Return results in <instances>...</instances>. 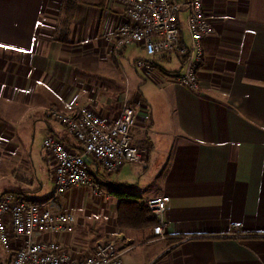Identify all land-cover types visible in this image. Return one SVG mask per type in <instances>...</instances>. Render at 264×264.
<instances>
[{
	"label": "crops",
	"instance_id": "0c3cea01",
	"mask_svg": "<svg viewBox=\"0 0 264 264\" xmlns=\"http://www.w3.org/2000/svg\"><path fill=\"white\" fill-rule=\"evenodd\" d=\"M204 6L215 31L202 41L195 91L178 80L179 50L148 57L134 42L115 60V32L127 20L119 0H0V177L11 183L1 194L41 201L53 193L46 136L80 152L51 108L76 113L86 106L114 122L126 98L135 144L147 151L116 171L105 194L76 186L61 197L75 229L46 237L75 257L113 240L123 264H264V0ZM186 17L180 11L182 45L189 44ZM137 59L151 68L135 67ZM120 61L132 71L129 84ZM89 163L99 184L100 165L92 157ZM117 188L140 203L169 196L167 237L153 226L120 228Z\"/></svg>",
	"mask_w": 264,
	"mask_h": 264
},
{
	"label": "built area",
	"instance_id": "2783aa9c",
	"mask_svg": "<svg viewBox=\"0 0 264 264\" xmlns=\"http://www.w3.org/2000/svg\"><path fill=\"white\" fill-rule=\"evenodd\" d=\"M127 20L115 32L113 55L118 61L123 48L141 43L148 57L179 50L187 54L178 80L192 90H199V71L204 58L202 41L214 33V24L206 12L204 0H119ZM186 10L189 44L182 45L180 11ZM135 67L150 69L145 59H137ZM49 114L65 125L76 139L80 152H72L58 137L48 135L44 149L55 163L53 193L41 201H29L14 192L0 195V245L9 264H123L122 252L115 241H99L94 251L75 257L66 245L48 234L65 235L75 229V217L60 202L73 187H91L100 193L99 185L90 174L92 157L105 170L117 171L127 162H141L146 149L135 144L133 126L135 112L125 98L119 117L114 122L81 107L76 113L55 108ZM170 197L157 195L147 205L157 220L153 231L166 238L165 212ZM18 241V246L14 242Z\"/></svg>",
	"mask_w": 264,
	"mask_h": 264
},
{
	"label": "trees",
	"instance_id": "16d2710c",
	"mask_svg": "<svg viewBox=\"0 0 264 264\" xmlns=\"http://www.w3.org/2000/svg\"><path fill=\"white\" fill-rule=\"evenodd\" d=\"M183 64L187 54H181ZM112 194L120 199L117 210V225L120 228H141L145 226H155L157 220L146 203L138 202L137 197L125 189H113ZM2 264V262L0 263Z\"/></svg>",
	"mask_w": 264,
	"mask_h": 264
},
{
	"label": "rangeland",
	"instance_id": "374dc122",
	"mask_svg": "<svg viewBox=\"0 0 264 264\" xmlns=\"http://www.w3.org/2000/svg\"><path fill=\"white\" fill-rule=\"evenodd\" d=\"M184 27V30H185V32L187 33L188 32V29H187V26L186 25H184L183 26ZM121 62V66L123 67L122 69H124L125 71H126V69H125V67L123 66V65H125L126 66V64H125V61L123 62V61H120ZM126 68H127V66H126ZM126 73L128 74L129 73V75H127V79H128V82H125L124 81V83L125 84H129V81H130V79H129V76H132V71L130 70V67H129V70L127 69V71H126ZM132 83V82H131ZM129 103V102H128ZM149 152V151H148ZM147 154V151L145 152V155ZM100 166V175H99V179H100V183L98 184L99 185V189L102 191V193H106V191L107 190H109V186H111L112 184L111 183H113L112 182V180H114V179H118V176H117V173L118 172H116V171H113V172H110V171H107V170H105V168L101 165V164H99ZM90 169L92 170L93 169V166L92 165H90ZM8 180H4V178H2V177H0V194L2 193V191H3V188L5 187V186H8V185H10L11 183H9V182H7ZM13 184V183H12ZM114 185H117V184H115L114 183ZM86 188H88V187H86ZM89 189V188H88ZM74 217H75V215H74ZM75 221H76V217H75ZM88 222L89 223H91V221L90 220H88ZM76 226V225H75ZM88 238L91 240V237H90V234L88 235ZM107 241V240H106ZM0 256L2 257V259H4V256H5V258L7 257V255L4 253V251L2 250V247H1V245H0ZM9 259H8V257H7V261H8ZM6 261V263L5 264H9V261L7 262Z\"/></svg>",
	"mask_w": 264,
	"mask_h": 264
}]
</instances>
